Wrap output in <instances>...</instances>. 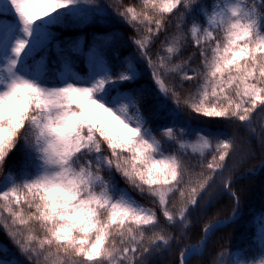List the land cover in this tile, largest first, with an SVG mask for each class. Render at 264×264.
Here are the masks:
<instances>
[{
    "label": "snow or ice",
    "instance_id": "obj_1",
    "mask_svg": "<svg viewBox=\"0 0 264 264\" xmlns=\"http://www.w3.org/2000/svg\"><path fill=\"white\" fill-rule=\"evenodd\" d=\"M114 17L136 32L132 56L154 98L135 86L136 63L115 71L106 60L117 34L95 35L87 50L65 38ZM182 110L243 126L264 147V0H0V227L23 258L0 246V264H152L174 243L178 264L204 256L216 231L240 219L232 171L244 147L193 128ZM220 193L231 215L209 217L187 243L192 217L208 216ZM250 223L246 245L206 264H264V213Z\"/></svg>",
    "mask_w": 264,
    "mask_h": 264
},
{
    "label": "trees",
    "instance_id": "obj_2",
    "mask_svg": "<svg viewBox=\"0 0 264 264\" xmlns=\"http://www.w3.org/2000/svg\"><path fill=\"white\" fill-rule=\"evenodd\" d=\"M110 0H99L101 5L109 3ZM126 5H134L139 8L140 0H122ZM205 4H210L211 0H202ZM171 30V29H170ZM110 33L117 34L120 38L112 45L111 49L106 55V60L114 68L115 71L123 70L121 68L122 63H126L131 60L136 63L132 54L136 51L135 46L131 43L130 38L136 35L135 30L129 25L122 23L118 18H113L107 25L96 24L89 25L84 29H71L66 30L64 33L67 39H79L82 41L85 50L92 43L95 35H109ZM163 40V36L160 40L155 41L151 46L150 51L153 55V59L156 58V52L160 50V41ZM193 48L188 45V50L185 52V56L191 55ZM140 76L137 87L143 88L146 94L151 95L153 98L156 95V89L153 85L151 75L147 69L146 64L141 61L136 63ZM76 70L81 74H87V66L83 59H77ZM186 88L188 85L186 84ZM184 93H182L183 95ZM169 106L172 105V101H168ZM155 111L154 108L144 111L146 117L151 116V112ZM182 119L188 121L193 128H203L212 132L223 134L226 137L235 135L238 141L243 145L244 152L237 158L236 167L232 171L233 185L237 195L239 196V212L240 219L234 223H230L227 226L219 229L212 236L208 242L207 251L204 256H197L193 258L192 264H206V262L214 259L221 249H228L231 251L234 246L246 245L251 239L252 224L250 221L258 214L264 211V147H261L258 140L243 126L237 127L235 124L228 123L220 119H212L206 117H200L197 114L189 113L187 110H182ZM153 122L150 119V125ZM256 128L259 132V118L256 121ZM258 134V133H257ZM250 141V144L248 143ZM167 147V146H166ZM20 153L14 154L9 163H18L21 158ZM5 171H8L6 168ZM0 174V179H2ZM118 184L120 188L127 189L131 195L146 207L156 206L151 204L148 200L142 198L136 192L124 183L122 179L118 178ZM232 200L226 193H220L217 195L213 206L208 211V216L201 217L199 219L196 216L192 217V224L188 233L189 240L187 243H196L199 234L201 233L202 226L209 222V217L213 220L219 218H226L231 215L232 212ZM158 216L162 218V213L157 209ZM169 231L174 236L179 237V233L174 228H169ZM7 249L8 255L11 258H21L16 246L12 243L2 227H0V246ZM180 244L174 243L171 250L161 249L160 253L152 258V264H178ZM4 255L0 252V257Z\"/></svg>",
    "mask_w": 264,
    "mask_h": 264
},
{
    "label": "rangeland",
    "instance_id": "obj_3",
    "mask_svg": "<svg viewBox=\"0 0 264 264\" xmlns=\"http://www.w3.org/2000/svg\"><path fill=\"white\" fill-rule=\"evenodd\" d=\"M88 66V65H87ZM81 74V73H80ZM82 75V74H81ZM83 76V75H82ZM86 114L88 115L89 119H92L95 121V109L89 107L86 109ZM264 213V211L262 212ZM261 214V213H260ZM259 215V214H258ZM258 215L256 217H258ZM229 217V216H228ZM227 218V217H226ZM226 218H219L220 220L226 219ZM216 220V219H215ZM3 246V244H1Z\"/></svg>",
    "mask_w": 264,
    "mask_h": 264
}]
</instances>
